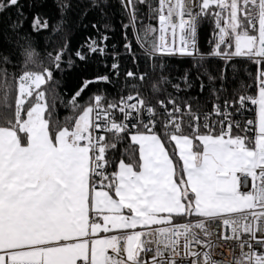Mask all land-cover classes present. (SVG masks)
<instances>
[{"label": "snow or ice", "instance_id": "1", "mask_svg": "<svg viewBox=\"0 0 264 264\" xmlns=\"http://www.w3.org/2000/svg\"><path fill=\"white\" fill-rule=\"evenodd\" d=\"M119 2L129 18V23L122 25L124 47L133 58L127 29L137 31L140 39L137 5L147 4L149 12L158 17L161 40L163 33L170 30L174 42L179 30L181 55L194 54L199 23L210 19L215 26L210 55L225 61L246 57L258 64L257 94L240 95L232 102L226 99L223 104L217 95L212 109L203 112L174 97L159 101L157 109L133 86L135 94H120L118 101L106 102L104 96L95 95L82 105L79 100L89 84L111 82L108 75H103L85 81L67 101L73 112L69 118L71 128L67 122L61 127L58 121L53 127L45 92L40 90L34 95V89L52 80V71L45 69L42 74L24 70L16 78L14 110L0 116V264H197L198 260L215 264L214 246L209 239L212 233L206 224L221 219L231 229V235L219 238L234 240L240 249L233 264H264V252L254 247L264 245V238L258 239L246 223L249 216H264V0H192L191 6L188 0H159L155 8L149 0ZM56 5L61 21L53 33L61 31L63 17L71 9L66 0H56ZM30 6H41L40 0H33ZM107 6L108 0H89V10L99 9L102 18L107 16ZM13 8L16 19L8 14ZM87 14L86 10L81 15ZM174 15L179 17L176 23ZM185 15L190 17L188 21ZM26 19L20 0H0V37H7L8 32L17 34L15 47L28 65L35 62L37 53L30 37L19 34ZM91 26L99 39L89 36L81 46L87 51L75 52L81 61L89 54H108L109 36L100 28L110 30L111 25ZM48 28V20L35 13L32 32ZM143 30L145 35L156 31L151 24ZM68 48L66 39L57 52L48 53L57 70ZM176 51L153 39L148 54L154 57L157 52ZM15 54L0 52V63H9ZM117 55L113 54L114 60ZM67 64L72 66L71 57ZM119 67L118 62L111 65L117 77ZM145 75L126 73L127 78L140 81ZM0 79L7 85L6 69H0ZM160 79L169 82L167 77ZM208 79L211 83L214 77L209 75ZM220 79H224L223 74ZM183 83L192 87L187 75ZM172 86L177 92L182 90L179 83ZM204 87L201 82V91ZM212 91L216 94L219 90ZM3 103L12 108L7 90ZM26 104L30 106L26 108ZM248 104L258 109L255 120L236 119ZM116 110L119 118L114 114ZM185 118L188 135L183 131ZM129 125L136 129L130 139L139 146V160L120 159L115 165L118 170L110 171L114 161L109 152L116 150L130 132ZM253 127L257 129L254 140L247 135ZM158 128L163 137L157 133ZM234 129L245 134L233 135ZM96 130L111 133V138L95 136ZM164 137L174 141L179 151L183 161L180 176ZM238 173L251 177L252 190H240ZM257 208L259 212L254 211ZM177 217L186 218V222L174 223ZM189 217L196 219L188 220ZM97 233L114 234L90 239ZM245 233L250 235L245 238ZM194 245L205 250H194ZM150 252L154 255L149 261L145 257Z\"/></svg>", "mask_w": 264, "mask_h": 264}, {"label": "trees", "instance_id": "2", "mask_svg": "<svg viewBox=\"0 0 264 264\" xmlns=\"http://www.w3.org/2000/svg\"><path fill=\"white\" fill-rule=\"evenodd\" d=\"M66 2L71 4V9L63 17L61 31L53 33V28L61 21L56 0H40L41 6L39 7L30 6L33 4V0H20L21 10L27 19L19 34H27L30 37L37 55L34 58V63L25 65L20 49L15 47L17 34L8 32L7 37H0V52L14 51L16 53L10 56L9 63H0V69H6L7 72V85L3 79H0V116L10 115L11 111L14 110L18 87L16 78L26 69L42 74L45 69L52 71V80L41 85V89H34V95L40 90L45 92L46 102L52 114L53 127L58 121L61 127L65 126L67 122L71 128L69 118L73 116V112L67 106V101L75 91L83 86L85 81H91L103 75H108L111 82L89 84L79 100L82 105L88 103L90 98L97 94L103 95L107 102L118 100L120 94H135L133 86L139 90L140 96L149 105L156 106V108L159 106V101H167L169 97H174L178 102L187 101L191 103L194 110L199 109L200 111L211 110L213 104L217 102V95L219 102L223 104L226 99L232 102L240 95L252 96L257 94L256 84L258 68L260 67L258 64L246 57H233L231 60L225 61L220 57L210 55L214 47L213 31L215 27L210 19H202L198 26L197 51L199 56H175L157 52L153 57L148 54V49H150L153 39L158 45L160 43V23L158 17L149 12L147 4L137 5V30H139L140 39L137 38V31L132 28L127 29V42L132 45L135 57L133 58V55L129 54L124 47L126 41L122 25L128 24L129 18L119 0H108V6L104 9L107 13L105 18L101 17L99 9L89 10V0H66ZM149 3L155 8L158 7L159 0H149ZM86 10L88 11L87 16H82L81 14ZM37 12L40 13L42 19L48 20L49 28L40 32H32L31 20ZM8 14L11 15L12 19H16L15 8ZM93 23H97L98 26L103 23L111 25L110 30L100 28L101 33L109 36L106 42L108 54L105 56L89 54L86 60L81 61L75 57V52L77 50L87 51L86 48L81 49V46L86 44L89 36L99 39L96 29L91 26ZM149 24L156 31L145 35L143 29ZM66 39L69 48L64 54V63L57 70L48 53L57 52L64 45ZM114 53L118 54L115 60L113 59ZM69 57L73 60L71 67L67 64ZM114 62H118L120 65L118 77L111 68ZM128 71L135 72L137 76L141 73L146 75L143 81L132 80L126 77ZM221 74L224 76L223 80L220 79ZM185 75L188 76L192 84L191 88L186 87L183 83ZM209 75L214 77L211 83H209ZM161 76L167 77L169 82H162ZM201 82L205 86L203 91L200 88ZM177 83L182 89L179 92L172 86ZM213 89L219 91L214 94ZM6 90L8 92V104L12 106L11 109L6 108L3 103ZM29 100L31 101L32 98ZM28 106L30 105H25L26 108ZM157 133L163 137L162 130L157 131ZM184 134L188 135V132ZM236 134L234 133V135ZM163 142L176 161L178 176H180L182 167L177 157L174 142L167 137L163 138ZM109 155L114 161V166L110 171L117 169L115 165H118L120 159L125 162L139 160L138 146L132 143L130 134H125L117 149L110 151ZM183 219L186 218L177 217L175 220Z\"/></svg>", "mask_w": 264, "mask_h": 264}, {"label": "built area", "instance_id": "3", "mask_svg": "<svg viewBox=\"0 0 264 264\" xmlns=\"http://www.w3.org/2000/svg\"><path fill=\"white\" fill-rule=\"evenodd\" d=\"M189 6H191L192 4V0H188ZM173 22L176 23L179 20V17L177 16H173L172 17ZM190 19L189 16L185 15L184 16V20L188 21ZM179 35L178 34V40H177V46L175 47V49H177V51L175 53H173L172 55L175 56H188V55H181L179 54V47H180V40H179ZM197 42H198V28H197V35H196V49L194 51V54L192 55V57H197L199 56L198 51H197ZM218 57V56H215ZM129 93H126L125 96H127ZM134 94V93H132ZM97 95H101V94H97ZM103 96V95H102ZM119 100V99H118ZM116 100V101H118ZM107 102V101H106ZM114 102V101H113ZM153 106V105H151ZM156 107V106H155ZM159 109V106L158 108ZM210 111V110H209ZM203 112H208V110H204ZM114 114L119 118L120 117V113L118 112V110H116L114 112ZM93 118H95V113H93ZM238 120H255L256 118V106L248 104L247 106V110L244 111L242 116H236L235 117ZM129 129L130 132L128 134H134L136 132V129H132L131 125H129ZM161 129H156V131H159ZM216 131L219 130V126L216 127L215 129ZM183 131L184 133L188 134L190 133V129L187 127V118H185V123H184V127H183ZM257 129L255 127H253V129L251 131H249L247 133V135L251 138H253L256 135ZM234 133L240 134V135H244L245 133L243 132H239V130L234 129L233 130V135ZM95 136H105V140H109V137L112 135L111 133H105L103 131L100 130H96L94 132ZM84 143V142H82ZM238 177H240L241 179V183H240V190L242 192H248L250 190H252V180L251 177H244L242 176L240 173L237 174ZM249 211H253V210H249ZM254 211L259 212L260 209L257 208ZM196 218H188V220H195ZM185 220L182 221H178V222H174V223H185ZM246 223L249 224V226L251 227L252 231L255 233V236L260 239V238H264V216H260L257 219H253L251 216H249L248 220L246 221ZM206 227L208 229L209 232L212 233V236L209 238L212 241L213 244V248H212V259L215 261V264H233V261L236 257H239L240 255V249L237 246L236 242L234 240H225V239H221L219 237H221L222 235H231V229L227 226H225L223 224L222 219L219 221H209L206 224ZM245 238H247L250 234L245 233ZM201 238L203 239V234L201 233ZM255 249L258 252H264V245H259V244H254ZM194 250H198V251H203L205 249L200 248L199 246H195L194 245ZM247 250V249H246ZM168 254L171 253V249L166 250ZM154 255V252H150L147 254V256L145 257L146 260H151L152 256ZM197 264H202V260H198Z\"/></svg>", "mask_w": 264, "mask_h": 264}, {"label": "crops", "instance_id": "4", "mask_svg": "<svg viewBox=\"0 0 264 264\" xmlns=\"http://www.w3.org/2000/svg\"><path fill=\"white\" fill-rule=\"evenodd\" d=\"M177 33H178V30H177ZM160 37H161V36H160ZM177 40H178V34L176 35V41H175V46H174V48H175L176 45H177ZM162 43H163V40L160 39V43H159V45H162ZM173 142H174V141H173ZM196 143H198V141H197ZM137 146H138V145H137ZM174 146H175V148H176V153H177L178 160L180 161L181 167H183V161L180 159L179 151H178V149H177V147H176V145H175V142H174ZM165 147H166V146H165ZM166 150H167V148H166ZM138 152H139V146H138ZM167 152H168V154H169V157H170V158L172 159V161H173V165H174V168H175V170H176V174H177V176H178V169H177L176 161L172 158V156L170 155V153H169L168 150H167ZM116 170H118V169H116ZM187 219H188V218H187ZM183 220H185V219H183ZM178 221H182V220H175L174 222H178ZM153 227H155V226H153ZM137 230H140V229H137ZM122 231H131V230H122ZM111 234H114V233H97L96 236H94V237H90V239H91V238H104L105 236H107V235H111Z\"/></svg>", "mask_w": 264, "mask_h": 264}, {"label": "bare ground", "instance_id": "5", "mask_svg": "<svg viewBox=\"0 0 264 264\" xmlns=\"http://www.w3.org/2000/svg\"><path fill=\"white\" fill-rule=\"evenodd\" d=\"M163 36H164V39H163V43L162 45L164 47H174L175 46V41H176V38H175V41L173 42V37H172V33L171 31H166L163 33Z\"/></svg>", "mask_w": 264, "mask_h": 264}, {"label": "rangeland", "instance_id": "6", "mask_svg": "<svg viewBox=\"0 0 264 264\" xmlns=\"http://www.w3.org/2000/svg\"><path fill=\"white\" fill-rule=\"evenodd\" d=\"M257 111H258V109H257V107H256V112H257ZM134 134H135V133H134ZM185 178H186V177H185ZM190 218L192 219V218H195V217H189V219H190Z\"/></svg>", "mask_w": 264, "mask_h": 264}]
</instances>
